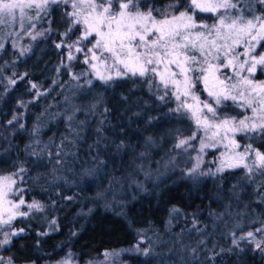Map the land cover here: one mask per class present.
I'll return each instance as SVG.
<instances>
[{
  "label": "snow or ice",
  "instance_id": "snow-or-ice-1",
  "mask_svg": "<svg viewBox=\"0 0 264 264\" xmlns=\"http://www.w3.org/2000/svg\"><path fill=\"white\" fill-rule=\"evenodd\" d=\"M50 39L59 56L54 71L57 76H68L74 95L78 93L87 100L98 88L115 89L130 82L133 92L142 87L162 106L161 111L166 109V115L190 122L187 134L175 131L168 159L157 162L162 163L164 171L158 168L156 179L169 169L179 168L181 157L185 159L181 177L193 184L202 178L223 181L225 174L238 177L228 195L239 203L241 193L251 189L257 208L248 211L250 205L245 204L243 211L233 214L231 203L226 204L223 212L210 214L214 217L213 226L230 217L231 225L225 224L230 238L226 250L255 252L264 258V0H0V99L22 85L23 93L33 98L19 100L16 107L26 109L52 91H42V85L34 82L27 71L15 70L41 40ZM9 49L12 59L6 60L3 57ZM76 64L83 67L75 71ZM6 70H11V75H5ZM51 83L63 87L66 82L53 79ZM120 98L126 103L130 100L124 93ZM138 103L147 105L146 101ZM101 107L102 118L95 130L97 139L89 145L90 150H97L92 157L97 167L83 172L84 177L94 175L105 164L99 158L101 145L108 147L111 143L104 135L106 116L111 110L98 94L86 106L71 105L56 113L55 118H62L65 124L59 143L53 139L42 144L39 136L45 113L35 118L24 151L34 158V163L47 158L54 164L48 173L50 180L31 176L27 160L8 161L12 169L0 172V264H15L14 256L5 253L14 246V238L27 231L26 227H18V222L39 216L51 231L59 229L57 220H49L46 215L57 201L49 198V204L31 196L33 189L28 181L40 185L42 179L44 184L63 179L55 166L64 164L66 157L75 156L72 148L82 139L87 125V119L80 120L77 114L94 115ZM23 119L24 112H17L7 124L23 130ZM145 119L151 123L156 118ZM147 143L154 141L148 137ZM114 146L117 152L127 147L123 140ZM144 155L140 153L141 157ZM138 171L152 179V172L145 171L142 165ZM115 182L114 177L96 199L111 194L115 201ZM132 183L138 190H145L139 181ZM41 191L46 189L41 186ZM180 211L174 206L170 216ZM208 228L193 215L188 231H195L198 239L194 246L181 245L186 253L185 264H201L202 253L208 264H214L225 251L220 248L217 252L215 244L209 247L212 233ZM47 235L48 231L37 232L38 237ZM137 235L139 239L131 247L106 249L100 254L102 260L93 258L84 264H126L120 261L123 254L145 258L140 264H153L155 258L164 264V254L156 251L147 230L140 229ZM36 244L40 245L39 239ZM81 259L80 254L69 249L54 264H79Z\"/></svg>",
  "mask_w": 264,
  "mask_h": 264
},
{
  "label": "trees",
  "instance_id": "trees-1",
  "mask_svg": "<svg viewBox=\"0 0 264 264\" xmlns=\"http://www.w3.org/2000/svg\"><path fill=\"white\" fill-rule=\"evenodd\" d=\"M52 39H55L53 37ZM11 60V49L3 57ZM59 60L58 51L50 40H41L38 46L24 62H18L16 71H27L30 78L42 85L41 90L52 91L26 109L16 107L19 100H32L31 94L23 93V86L17 85L11 93L4 94L0 99V172L12 169L8 161L17 159L27 160V167L31 169V176H42L51 179L48 175L53 170L54 164L45 158L42 162L34 163L33 157H28L24 151L30 142V131L35 123V118L41 113L42 131L39 139L42 144H48L50 140L59 143L61 135L65 133V124L62 118H55L56 113L63 112L71 105L86 106L94 102L98 94L104 104L111 110L104 125V135L111 142L108 147L101 145L99 158L105 161L103 166L94 175L84 177L85 169L96 168L92 157L97 150L89 148L97 139L96 128L102 118L101 107L94 115L77 114L78 119H87V125L82 133V139L72 148L75 156L65 158V163L58 167L57 175L63 179L56 184L40 185L28 181L32 187L31 196L43 199L47 203L57 201V205L49 207L46 215L49 220L56 219L59 225L57 231H51L47 223L39 218L18 222V227H26L27 231L22 237L14 238V246L11 251L5 253L15 258V264H54L66 251L80 254L83 259L79 264L93 258L102 260L100 254L104 250H120L131 247L137 243L139 237L137 231L147 230V237L151 238L158 253L164 254V264H185L186 253L181 245L195 244L198 234L188 231L191 228L193 215L200 225H209L208 231L212 233L208 237L209 247L215 244L216 251L220 248L225 251L218 255L214 264H264V258L258 253L245 251L229 253L230 238L225 224L231 225L230 217H225L223 223L217 221L213 226L214 217L211 213L224 211V205L231 203V212L243 211L244 205L249 204L251 209L257 208L251 189L247 193H241V201L237 203L228 195L232 184L237 183L238 177L225 174L223 181L215 178H202L197 184L184 180L180 174V168L185 166V159L179 158L180 167L176 170L169 169L159 180L156 179L157 169L164 171L163 165L158 161L167 160L169 150L174 143V134L179 129L184 134L189 131L188 121H179L161 111V105L155 103L150 95L142 87L132 91L130 82L122 83L115 89L98 88L87 100L70 91L71 83L66 74L57 76L54 69ZM83 65L76 64L74 70L79 71ZM5 75H11V70H6ZM59 79L66 82L63 87H55L51 81ZM0 88V93H2ZM128 95L129 102H124L120 94ZM65 96L69 100L65 101ZM138 101H146L138 103ZM51 106V107H50ZM17 112H24L25 129L20 130L18 125H8L7 121ZM140 113L139 116L135 113ZM146 117H155L151 123ZM123 128V132L119 129ZM113 129L116 131L114 132ZM151 137L154 143H147ZM121 140L127 145L125 150L117 152L115 144ZM11 145V148L9 146ZM8 150V151H6ZM145 153L143 157L140 153ZM145 171H151L152 179L145 178L144 172L138 171L140 166ZM116 178L113 191L117 198L113 201L111 194L105 199H96L97 193L109 187V181ZM143 184V191L138 190L133 181ZM41 186L46 191H41ZM57 192L60 195H57ZM72 197L71 200L61 197ZM27 198V197H26ZM179 208V214L170 216L173 207ZM171 219V224L168 221ZM183 230V231H182ZM38 231H48L49 235L38 237ZM75 232L76 235H72ZM40 240L37 246L36 241ZM164 242H168L165 244ZM173 252L169 253L168 249ZM171 256V259L167 257ZM145 258H133L129 254L122 256L126 264H140ZM153 264H160V259L155 258ZM201 264H208L206 257L201 254Z\"/></svg>",
  "mask_w": 264,
  "mask_h": 264
},
{
  "label": "rangeland",
  "instance_id": "rangeland-1",
  "mask_svg": "<svg viewBox=\"0 0 264 264\" xmlns=\"http://www.w3.org/2000/svg\"><path fill=\"white\" fill-rule=\"evenodd\" d=\"M208 158H210V157H208ZM208 158H206V159H208ZM129 248V247H128ZM124 255V254H123ZM123 255H121V257H120V261H122V256ZM117 264H119V262H117Z\"/></svg>",
  "mask_w": 264,
  "mask_h": 264
}]
</instances>
